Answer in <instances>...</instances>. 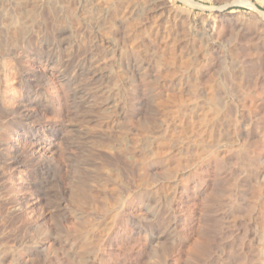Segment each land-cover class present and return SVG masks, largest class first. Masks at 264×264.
I'll use <instances>...</instances> for the list:
<instances>
[{
    "label": "rangeland",
    "instance_id": "rangeland-1",
    "mask_svg": "<svg viewBox=\"0 0 264 264\" xmlns=\"http://www.w3.org/2000/svg\"><path fill=\"white\" fill-rule=\"evenodd\" d=\"M159 2L0 0V264H235L264 0Z\"/></svg>",
    "mask_w": 264,
    "mask_h": 264
},
{
    "label": "bare ground",
    "instance_id": "bare-ground-1",
    "mask_svg": "<svg viewBox=\"0 0 264 264\" xmlns=\"http://www.w3.org/2000/svg\"><path fill=\"white\" fill-rule=\"evenodd\" d=\"M237 3L239 5L243 4L241 1H238ZM153 6L154 8H151L152 10L150 11L152 14L165 12L159 0H153ZM251 7L253 10H257L253 6ZM250 76V83L253 89L258 90L264 87V56H262L260 49H255L253 53ZM255 123V127L262 125V128L264 129V116H262V118H258ZM256 134H254V137L257 136ZM253 165L257 166L252 167L253 171L251 174L253 180L251 189V205L247 214L248 222L245 225L247 226V241L244 239L246 243H244L240 249V252L236 257L235 264H264V159L259 160V163L257 161V163Z\"/></svg>",
    "mask_w": 264,
    "mask_h": 264
}]
</instances>
